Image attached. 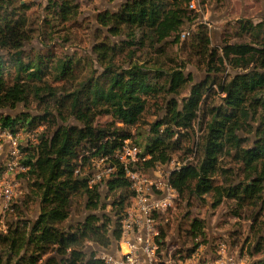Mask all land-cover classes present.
I'll use <instances>...</instances> for the list:
<instances>
[{"label":"trees","instance_id":"1","mask_svg":"<svg viewBox=\"0 0 264 264\" xmlns=\"http://www.w3.org/2000/svg\"><path fill=\"white\" fill-rule=\"evenodd\" d=\"M190 1L123 0L114 11L98 12L96 21L104 29L105 41L95 43L94 51L101 71L79 80L73 75L79 61L68 56L33 51L24 61L21 48L31 38L26 13L33 4L0 0V49L14 51L8 60L0 56V111L33 102L42 112L17 117L0 113V126L11 132L37 133L39 126L55 124L50 134L38 133L37 145L28 141L21 146L20 162L27 169L18 175H34L39 212L30 220L25 209L18 207V215L23 216L20 221L6 223L5 231L0 229V264H102L99 253L117 249L121 220L133 196L115 152L129 140L145 157L136 166L147 171L185 150L197 132L195 162L170 174L178 193L170 224L174 219L173 225L179 226L178 220L187 216L178 210L180 198L202 200L214 195L213 206L232 201L235 216L249 209L252 228L258 225L257 245L250 254L264 249V221L259 220L264 205V19L240 18L235 35L246 40L224 42L218 48L210 47L206 29L198 27L191 48L204 58L209 72L226 73L224 78H212L206 88L203 82L192 84L182 99V89L192 78L178 69L181 65L166 71L164 62L154 56L132 61L140 50L162 55L167 39L179 40L185 22L196 18L188 9ZM45 10L52 19L67 22L79 14V5L76 0H46ZM122 36V40H112ZM125 45L134 49L128 60L119 62L116 56ZM11 70L14 75L8 78ZM65 81L72 82L68 88L62 84ZM214 85L219 103L207 107L204 95L209 96ZM161 94L169 97L163 114L150 123L141 142L132 140L129 127L140 122L149 101L157 105ZM98 117L110 118V122L94 126ZM68 118L78 125L67 124ZM101 156L115 167L114 173L89 187L92 159ZM5 160L0 161L1 167ZM76 198L82 199L83 217L71 224L68 219ZM12 204L16 209L15 201ZM187 224L179 228L195 250L207 242L206 222L196 217ZM251 264H264V257Z\"/></svg>","mask_w":264,"mask_h":264},{"label":"rangeland","instance_id":"2","mask_svg":"<svg viewBox=\"0 0 264 264\" xmlns=\"http://www.w3.org/2000/svg\"><path fill=\"white\" fill-rule=\"evenodd\" d=\"M29 2L33 4L26 13L30 21L27 25L29 27V32H27V34L31 38L25 42L21 48L24 61H26L29 56L32 57L31 54L33 53L31 52L33 51L41 54H45L46 51H49L55 53L57 57L68 56L74 60H78L79 66L74 71L73 75L79 80L88 77L91 73H99L101 71L100 62L98 60L99 56L94 51V45L95 43L105 40H103L104 29H102L96 21L97 13L102 10L114 11L120 6L123 0H76L79 5V14L67 22L54 20L48 16L45 10L46 0H29ZM188 9L193 11L196 18L191 23L185 22L178 33L179 40L177 42L174 43L173 38L167 39L162 55H154L147 49H144L137 52L132 59V61L137 62L138 58L144 59L147 56L157 57L164 62L163 69L166 71H171L178 67L176 65H181L182 67L178 69H180L184 75H190L192 78V81L183 87L182 93L179 96L181 99L188 95L192 84L203 82L206 88L210 84L212 78H224L226 73L214 75L213 72H209L205 66L204 58L196 55L194 49L191 48L198 27L202 26L206 29L207 36L210 40V47L218 48L224 42L232 43L238 39L246 40L245 38L237 39L235 35L236 31H238L236 22L240 18H248L254 22H260L264 19V0H191ZM124 38L125 37L122 36L113 38L112 40L116 42ZM132 49L134 48H126V45L123 46V50L117 54L116 60L119 62L126 59L128 60ZM12 53H14V51L0 49V56H3L5 60H8V56ZM9 68H11V65H9ZM230 72H232V70ZM13 75L12 70L11 72H7L8 78ZM70 83L72 82L62 84H64L65 88H68ZM74 83L75 82H73V84ZM219 96L220 94L217 93V87L215 85L212 86L209 96H206V94L204 95L206 106L217 105L219 103ZM168 98V95L161 94L157 100V105L153 104V101L147 103L140 122L135 126L129 127L132 140L141 142L148 135L150 123H152L158 115L160 116L163 114L162 108L165 99ZM0 113L17 117L22 114L37 115L42 112L38 111L36 104L32 102L28 106L20 103L12 108H4ZM56 116L57 114H55L54 119L56 123L60 124ZM108 121L110 122V118L98 117L94 122V126L103 127ZM66 123L69 125H78L73 118H68ZM54 125L52 127H48L47 124L39 126L38 132L32 133L33 141L31 138V146H35L39 143L38 133L46 131L50 134L55 127ZM116 125L121 126L120 123H116ZM198 134L197 132L196 136L192 137L191 143L187 144L185 150L174 152L172 159L167 164L158 165L160 168L157 170L160 171L162 176L168 174L169 171L175 170L178 166L195 162V142ZM248 136H251V140L254 139V136ZM245 144H250V141H246ZM140 153H142L141 149ZM83 154L89 155V152L84 151ZM3 156L4 154L0 153V161L3 159ZM34 180V175L26 174V176H15L17 184L14 188L15 197L13 202L15 201L14 205L16 209L13 207L12 211H6L2 219L0 218V224H3L5 229L6 223L12 221L18 222L20 221L19 219H21L20 217H23L18 215V207L25 209V212L28 214L25 217L30 220H34L37 216L39 212V200L35 198L33 194V189H35V187L32 184ZM214 201H216L214 195H207L202 200L195 197L189 199L185 196L177 201V205H179L178 210L182 211L183 215H187L178 220L181 229L187 228V223L193 218L197 217L199 219H204L206 222L207 242L200 244L197 249H193L194 251L191 250L192 244L190 240L186 238L184 232H181L179 226L173 225V223H177L174 219L171 223V227H168L167 230L169 235L167 241L178 243L179 251L183 256H189L194 253L195 256L200 255L213 259L217 248V242L224 240L230 251L246 257L247 264H251L255 259L264 257V249H261V252L258 253L253 252L252 256L250 254L257 245L255 233L258 230V225L256 224L254 228H252L253 220L249 209L245 208L242 210L240 216H235V214H233L235 209L233 208L232 201L222 200V202L215 207L212 204ZM13 202H11V204ZM188 203L190 204L188 205ZM81 207L82 199L76 198L72 203V209L68 219L69 223L73 224L82 219L83 214L82 212L80 213ZM22 211H20V213H22ZM260 219L264 221V205L262 213L259 216V220Z\"/></svg>","mask_w":264,"mask_h":264},{"label":"built area","instance_id":"3","mask_svg":"<svg viewBox=\"0 0 264 264\" xmlns=\"http://www.w3.org/2000/svg\"><path fill=\"white\" fill-rule=\"evenodd\" d=\"M32 132L22 129L11 132L0 126V153L5 157V164L0 165V218L6 211H12L15 197V176L26 171L21 162V146L32 138ZM33 141V138H32ZM123 165L130 182L133 196L121 220V238L113 252H100L102 264H247V259L227 248L224 240L217 242L214 258L183 256L178 243L168 242V225H171L172 213L178 193L170 181V174L162 176L159 166L143 171L136 163L140 157V148L125 140L122 147L114 154ZM179 167V166H178ZM176 167V169L178 168ZM115 167L107 157L92 159L88 185L108 179ZM5 231V228L2 229ZM164 233V235L161 234Z\"/></svg>","mask_w":264,"mask_h":264},{"label":"crops","instance_id":"4","mask_svg":"<svg viewBox=\"0 0 264 264\" xmlns=\"http://www.w3.org/2000/svg\"><path fill=\"white\" fill-rule=\"evenodd\" d=\"M5 228V226L3 225V224H0V229L2 230V229H4ZM236 253V252H235ZM209 258V257H208Z\"/></svg>","mask_w":264,"mask_h":264}]
</instances>
